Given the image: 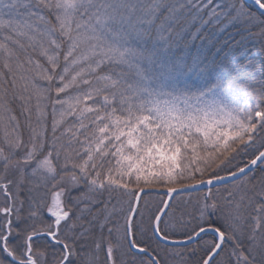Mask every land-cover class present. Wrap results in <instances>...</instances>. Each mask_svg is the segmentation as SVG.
<instances>
[{
    "label": "snow or ice",
    "instance_id": "1",
    "mask_svg": "<svg viewBox=\"0 0 264 264\" xmlns=\"http://www.w3.org/2000/svg\"><path fill=\"white\" fill-rule=\"evenodd\" d=\"M250 41L264 0H0V264H264Z\"/></svg>",
    "mask_w": 264,
    "mask_h": 264
},
{
    "label": "trees",
    "instance_id": "2",
    "mask_svg": "<svg viewBox=\"0 0 264 264\" xmlns=\"http://www.w3.org/2000/svg\"><path fill=\"white\" fill-rule=\"evenodd\" d=\"M236 39H239V37H236ZM242 51L248 58L253 59L257 63L263 61V52L261 51L260 43L257 41L248 42L246 48Z\"/></svg>",
    "mask_w": 264,
    "mask_h": 264
},
{
    "label": "water",
    "instance_id": "3",
    "mask_svg": "<svg viewBox=\"0 0 264 264\" xmlns=\"http://www.w3.org/2000/svg\"><path fill=\"white\" fill-rule=\"evenodd\" d=\"M263 61H264V52H263Z\"/></svg>",
    "mask_w": 264,
    "mask_h": 264
}]
</instances>
